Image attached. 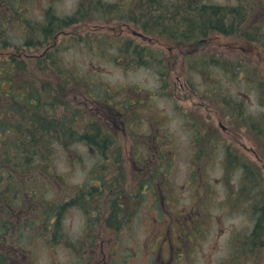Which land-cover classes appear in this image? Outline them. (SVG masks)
I'll return each instance as SVG.
<instances>
[{
    "label": "rangeland",
    "instance_id": "374dc122",
    "mask_svg": "<svg viewBox=\"0 0 264 264\" xmlns=\"http://www.w3.org/2000/svg\"><path fill=\"white\" fill-rule=\"evenodd\" d=\"M198 5L249 11L187 42ZM0 67L76 114L79 138L97 124L112 139L97 155L56 132L1 134L9 264H264V0H0ZM93 172L115 187L78 196ZM115 193L120 228L105 221ZM71 199L88 211L69 208L58 234L49 212Z\"/></svg>",
    "mask_w": 264,
    "mask_h": 264
},
{
    "label": "trees",
    "instance_id": "16d2710c",
    "mask_svg": "<svg viewBox=\"0 0 264 264\" xmlns=\"http://www.w3.org/2000/svg\"><path fill=\"white\" fill-rule=\"evenodd\" d=\"M196 7L200 8V10H198L196 13V17L186 19L184 22L186 30L191 31V34L193 35V38H188L187 42H194L195 38L206 37L202 35L208 33L207 30L212 31L213 29H217L224 33H228L226 32L228 31L226 28H221L219 25L217 28H215L213 27V25L210 24V22H213L215 19H217V24L221 23L226 27L228 25V23L226 22V17L228 15L238 13L240 14V16H244L249 11L248 9L245 13V10H226L222 9L221 7L215 8L214 6L210 7L206 5H198L195 6L194 9H196ZM14 16L16 19L20 17V11L18 10V8L14 10ZM49 20H51L50 23ZM53 20L54 16L49 14L48 19L46 17L42 20V22L45 26H47L48 23L49 26H51L55 23ZM198 23H201L203 25L198 27ZM192 26L197 27L193 29ZM236 67V69L238 70L241 69L240 65H237ZM0 68V73H3L4 75L0 76V96L4 97L2 100H8L7 105L6 102L4 105H0V170H2L3 172L5 171V168L10 162L12 153L14 151L13 145L8 146L10 145V143L4 140L1 136V134L7 133L9 129H12V131L18 135V143L27 142L35 144L36 142H38V140L42 141V139L46 135L56 132L58 134H64V136L66 135L71 142L78 141L82 143H88L97 151V155L99 153L104 154V151L107 149V147L102 145V139L99 133L97 132H100V128L97 124L93 127H89L88 130L82 131L81 136L79 138L78 136H76V133H73L74 130L70 129V120L73 119L74 115V122L79 121L76 114H69L71 110H68L63 112L64 114H62L61 116L57 117L54 113H51L50 110L54 109V107L44 99V94L42 90H36L37 88L34 85H31L29 82H25L26 85L24 83H22L21 85H14V78L11 72L12 69H3V67ZM18 69L21 70V63ZM15 71L16 70H14V72ZM250 72L252 71L250 70ZM5 84H7L8 86L7 89L5 87ZM2 92L4 93V96L2 95ZM49 92L50 91H47V93ZM69 115H72V117L69 118ZM13 117H16V120L13 119ZM6 136H8V134H6ZM106 140L108 142L112 141L109 139ZM12 142H14V140ZM42 142L44 144L46 143V145H49V143L46 141ZM21 152H23V150L17 149L14 154L15 157H19L18 154ZM92 174L94 176L93 181L96 183L91 186H82L77 194L78 196L83 195V198H85L90 195H94L96 192H100L104 188H107L109 190L114 188V184H112L111 182L106 183L103 178L97 173L95 174L93 172ZM1 183L2 182H0V184ZM103 191H106V189H104ZM103 191L100 193H103ZM108 201H110L109 205L111 206L112 212L110 215V220L116 219V223H113L112 221L111 225L118 226L121 222L118 223L117 219L120 218L121 209L123 207L121 203V197H119L118 193H115V195L112 196ZM80 206L84 210H86V212L88 211V208L84 203H81L80 199H71L69 202H65L62 206H54L51 209L52 211L49 212V218H55L57 220V229L55 231H58V234L61 230L62 220L66 211L69 208ZM5 223L7 224L8 228H10L9 225H13L10 220H7ZM55 234L56 232L54 233V235Z\"/></svg>",
    "mask_w": 264,
    "mask_h": 264
},
{
    "label": "flooded vegetation",
    "instance_id": "af4514ba",
    "mask_svg": "<svg viewBox=\"0 0 264 264\" xmlns=\"http://www.w3.org/2000/svg\"><path fill=\"white\" fill-rule=\"evenodd\" d=\"M4 264V263H3Z\"/></svg>",
    "mask_w": 264,
    "mask_h": 264
}]
</instances>
